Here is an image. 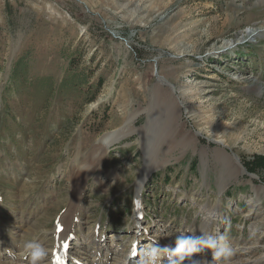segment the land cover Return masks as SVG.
Listing matches in <instances>:
<instances>
[{
  "label": "rangeland",
  "instance_id": "1",
  "mask_svg": "<svg viewBox=\"0 0 264 264\" xmlns=\"http://www.w3.org/2000/svg\"><path fill=\"white\" fill-rule=\"evenodd\" d=\"M129 119L102 157L88 154ZM214 138L244 172L222 169ZM257 154L264 0H0V244L23 247L0 248V264H30L28 243L42 264L60 251L62 264H89L92 238L107 264H221L213 241L232 250L226 264H264V169L243 164ZM182 239L188 258L175 254Z\"/></svg>",
  "mask_w": 264,
  "mask_h": 264
},
{
  "label": "bare ground",
  "instance_id": "2",
  "mask_svg": "<svg viewBox=\"0 0 264 264\" xmlns=\"http://www.w3.org/2000/svg\"><path fill=\"white\" fill-rule=\"evenodd\" d=\"M256 1H258V0H256ZM260 30L257 28L255 31H253V30H251L250 32H249V34L248 35H251V34H254V33H256V34H258V32H259ZM168 89V91L169 92H173V91H175V88L174 87H171V88H167ZM169 110H170V113L171 112H173V111H176V110H178L179 109V107H177V106H173V107H169L168 108ZM206 121V120H205ZM132 125H131V120L129 119L128 121H127V123H126V125L122 128H120V129H117V131H113V132H111V131H109V132H106V133H104L98 140H97V143L95 144V146L93 145V148H91V149H89V152H88V154H90L92 157L93 156H96L97 155V157L99 156V157H102L103 156V154L107 151V149L111 146V145H113L114 144V142L116 141V140H119L120 138H122V137H124L126 134H128L127 132H128V129H129V131H130V128H132L131 127ZM132 130V129H131ZM159 133H162V134H158V135H160V136H162V135H166L167 137H172V133H169V132H167V131H163V130H160L159 131ZM197 133H193L192 134V137H195V135H196ZM161 138V137H160ZM213 141H215L216 143H218V144H220L221 145V147H218V148H216V151H219L220 153H221V156H222V159L221 160H219V163H222V164H226L227 165V167L226 166H223V170H225V171H228V172H230V173H242V171L244 172L245 170L243 169V165L241 164V162H240V159L238 158V156H236V154L235 153H228L225 149H224V146H226V143H225V141L223 140V139H218V138H214V139H212ZM161 141H163V139L161 138ZM186 142H184V141H181L180 142V144H185ZM147 159V158H146ZM75 160H78V159H75ZM79 161V160H78ZM147 161V160H146ZM151 161H153L152 159H151ZM80 163V162H79ZM82 163V162H81ZM89 165L90 164H84V163H82V165H77V163H75L74 164V167L75 168H77V170L78 171H82V172H88V171H90L91 170V167H89ZM155 166V163L153 162V163H149L147 166H146V168H145V171L144 172H146L147 170H151V168H153ZM78 178H76L75 177V180H77ZM139 182H143L144 181V179H143V176H141V177H139ZM141 182V183H142ZM257 190H256V194H260L262 191L264 192V187H257L256 188ZM25 190V189H24ZM75 194V193H74ZM260 196V195H259ZM215 212H219V210L217 209V211H215ZM135 214H137L138 215V211H136L135 212ZM75 215V214H74ZM74 215H71V218L69 219V221L68 222H65L64 223V226H63V229H62V231L60 232V234H59V237H61L62 239H64V241H62L63 242V245H65L66 244V239L68 238V237H66L67 235H66V232H68V229H69V226L71 227L72 225H73V217H74ZM87 215V214H86ZM79 217V216H78ZM136 218H138V216L136 217ZM157 219V218H156ZM16 220V219H15ZM78 220H79V218H78ZM77 220V221H78ZM135 221H138V220H135ZM59 223H60V221H59ZM63 224V223H62ZM77 224V223H76ZM210 224V218L209 217H206V219H204L203 221H202V223H201V225H200V227H199V232H201V231H204V230H208V225ZM78 225H79V228L80 229H82L81 228V223L80 222H78ZM157 225V224H156ZM17 226V225H16ZM60 226V225H59ZM18 227V226H17ZM148 227V226H147ZM26 228V227H25ZM73 229V228H72ZM4 231V230H3ZM25 231V230H24ZM6 232V231H5ZM4 232V233H5ZM16 232V231H15ZM9 233H11V231L9 232ZM75 233V232H74ZM20 234V233H19ZM41 234V233H40ZM92 236V235H91ZM21 237V236H20ZM65 237V238H64ZM16 238V237H15ZM14 238V236H12V235H7L6 236V241H7V246H10V248H13V249H15V250H21L23 247L19 244V241L17 240V238L15 239ZM66 240V241H65ZM181 242H182V244H184L185 242H187L185 239H182L181 240ZM216 242V241H215ZM238 242V241H237ZM89 244H92V245H94V249L91 247V249H93V252L95 253V255L94 256H91L92 258L90 259V263L89 264H107V260H108V251L110 250H108V249H105L102 245H101V243L99 242V241H96L94 238H92V239H90L89 240ZM181 244V245H182ZM188 244H191L190 242H188ZM181 245L180 246H178V247H181ZM191 245H193V244H191ZM198 245H200V246H202L200 243H198L197 242V249H198ZM7 246L5 247V245L4 244H0V248L2 249V248H4V249H9V248H7ZM177 247V248H178ZM83 249H85L84 248V246H83ZM87 249H90V247H88ZM193 249V248H192ZM64 251V250H63ZM26 252H28V249L26 248L25 250H24V255L26 254ZM61 252V251H60ZM58 253L59 254V256L58 257H56V256H54L50 261H48L46 264H60V262H62V258H63V254L64 253ZM97 253H98V255H99V257H97ZM174 253V252H173ZM179 254H183L184 256H186L187 254H185V253H182V252H180ZM204 254V253H203ZM169 255V254H168ZM167 255V256H168ZM112 256V255H111ZM14 257L17 259V260H22V258L21 257H19L18 255H14ZM131 258L132 257H125V258H123V259H121V260H119V259H117V258H115L114 260V262H112V263H108V264H131V263H133L135 260L134 259H132L131 260ZM183 258V257H182ZM184 258H188V256H186V257H184ZM85 260V259H84ZM167 260V259H166ZM201 260V259H200ZM204 260V259H203ZM177 261V260H176ZM89 262V261H88ZM178 262V261H177ZM202 261H196L195 263L196 264H200ZM172 263V262H171ZM176 263V262H175ZM194 263V264H195ZM1 264H4V263H1ZM138 264H149V260H147V259H145L143 262L142 261H140ZM201 264H213L212 262H210V261H208V262H203V263H201Z\"/></svg>",
  "mask_w": 264,
  "mask_h": 264
},
{
  "label": "clouds",
  "instance_id": "3",
  "mask_svg": "<svg viewBox=\"0 0 264 264\" xmlns=\"http://www.w3.org/2000/svg\"><path fill=\"white\" fill-rule=\"evenodd\" d=\"M28 249V256L30 257V264H42V261L46 258L47 252L36 243H28L25 245ZM183 247L191 248V244L186 242L181 245V247L175 250V254L179 255ZM208 247L213 249V257L220 261L221 264H226L228 259L233 255V252L230 248H217L215 242H209ZM167 250V249H165ZM168 251V250H167ZM156 256V250H153V258Z\"/></svg>",
  "mask_w": 264,
  "mask_h": 264
},
{
  "label": "trees",
  "instance_id": "4",
  "mask_svg": "<svg viewBox=\"0 0 264 264\" xmlns=\"http://www.w3.org/2000/svg\"><path fill=\"white\" fill-rule=\"evenodd\" d=\"M16 68L17 67L15 66V68L11 69L9 75L10 81L16 78V72H15ZM243 164L247 169V171L251 173H258L259 171L264 169V155L261 154L253 155L251 160L243 161Z\"/></svg>",
  "mask_w": 264,
  "mask_h": 264
}]
</instances>
